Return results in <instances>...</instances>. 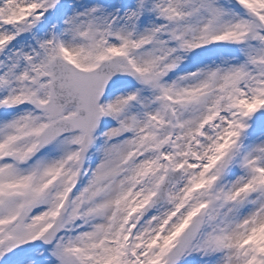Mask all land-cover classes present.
Returning a JSON list of instances; mask_svg holds the SVG:
<instances>
[{"label": "snow or ice", "instance_id": "obj_1", "mask_svg": "<svg viewBox=\"0 0 264 264\" xmlns=\"http://www.w3.org/2000/svg\"><path fill=\"white\" fill-rule=\"evenodd\" d=\"M0 264H264V0H0Z\"/></svg>", "mask_w": 264, "mask_h": 264}]
</instances>
